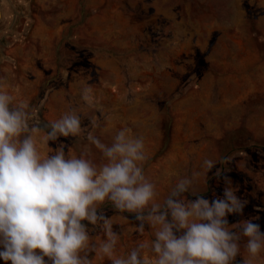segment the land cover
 Here are the masks:
<instances>
[{"label":"rangeland","instance_id":"1","mask_svg":"<svg viewBox=\"0 0 264 264\" xmlns=\"http://www.w3.org/2000/svg\"><path fill=\"white\" fill-rule=\"evenodd\" d=\"M0 78L16 102L39 109L41 126L76 108L81 127L105 144L125 127L143 136L144 171L160 203L194 172L195 194L186 199H223L227 178L246 201L241 213L227 215L231 231L250 220L264 233V0H0ZM87 85L96 107L81 99ZM244 126L253 140L239 146L229 134ZM86 135L48 146L63 143L66 155L71 148L77 156L87 147L99 164ZM206 159L217 162L205 174ZM97 212L115 222L117 256L154 239L149 225L142 236L132 229L140 223L135 214L110 202ZM83 223L91 242L106 239L99 226ZM245 242L233 264H243ZM89 259L112 264L94 252Z\"/></svg>","mask_w":264,"mask_h":264},{"label":"clouds","instance_id":"2","mask_svg":"<svg viewBox=\"0 0 264 264\" xmlns=\"http://www.w3.org/2000/svg\"><path fill=\"white\" fill-rule=\"evenodd\" d=\"M4 83L0 78V259L6 264H93L92 252L112 264H233L242 255L241 237L246 238L243 264H264L260 226L250 220L232 225L240 232L228 226L227 215L241 213L246 204L235 195L230 180L225 178L223 199L188 200L183 194H195L192 185L199 173L194 172L180 178L160 203L156 184L144 171L148 155L143 136L131 135L125 127L105 144L81 127L76 108L41 126L39 109L16 102ZM80 96L96 107L91 86ZM90 119L94 129L97 117ZM85 133L101 153L99 164L87 147L77 156L71 148L66 155L63 143L55 150L48 146L61 136ZM216 162L204 160L205 174ZM106 202L120 213L135 214L140 223L132 229L143 236L147 224L154 239L138 240L126 256H117L120 235L113 231L115 222L97 212ZM83 221L99 226L106 239L91 242Z\"/></svg>","mask_w":264,"mask_h":264},{"label":"trees","instance_id":"3","mask_svg":"<svg viewBox=\"0 0 264 264\" xmlns=\"http://www.w3.org/2000/svg\"><path fill=\"white\" fill-rule=\"evenodd\" d=\"M229 139L230 140H235V142L238 143L239 146H242L245 143H249L250 141L253 140L252 135L250 132L247 130V128L244 126L240 129L235 130L234 132L229 134ZM244 148V147H241ZM252 206L254 207H259L261 206V202L258 198V196L253 198ZM235 261H233L234 263Z\"/></svg>","mask_w":264,"mask_h":264}]
</instances>
